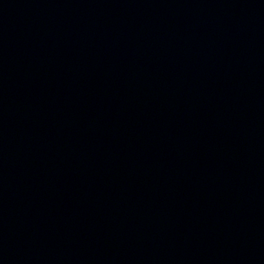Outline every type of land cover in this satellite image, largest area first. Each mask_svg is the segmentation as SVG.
<instances>
[{"label": "water", "instance_id": "95a60500", "mask_svg": "<svg viewBox=\"0 0 264 264\" xmlns=\"http://www.w3.org/2000/svg\"><path fill=\"white\" fill-rule=\"evenodd\" d=\"M0 264H264V0H0Z\"/></svg>", "mask_w": 264, "mask_h": 264}]
</instances>
